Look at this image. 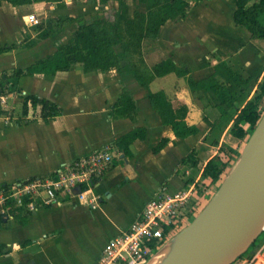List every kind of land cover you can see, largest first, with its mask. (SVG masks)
<instances>
[{"label":"crops","instance_id":"0c3cea01","mask_svg":"<svg viewBox=\"0 0 264 264\" xmlns=\"http://www.w3.org/2000/svg\"><path fill=\"white\" fill-rule=\"evenodd\" d=\"M256 1L247 0L248 4ZM137 8L144 9L138 0L107 5L65 0L63 7L45 2L0 3V47L14 46L0 53V89L8 95L7 109L0 114V190L56 178L60 169L100 148L110 147L115 155L112 167L87 194L62 198L34 211L21 206L18 217L8 214L2 218L0 264H96L105 244L128 228L161 188L172 194L194 185L204 206L217 189L202 177L207 162L223 158L221 148L232 152L230 166L240 154L250 133L237 139L230 130L264 75V46L234 22L233 0L197 1L183 18L168 21L156 37L141 44L147 67L170 60L199 81L225 63L245 82H232L236 99L225 114L212 91H191L186 79L173 72L149 83V92L162 91L170 101L187 106L185 121L198 128L195 136L176 138L170 126L160 123L134 77L120 74L116 68L85 73L80 64H74L53 75L14 76L15 70L51 55L58 44L72 38L74 22L60 28L55 18H90L102 11L109 17L118 13L121 19H128ZM30 15L37 23L28 22ZM41 30H47L49 36L39 39ZM29 42L33 44L29 46ZM227 77L218 72L220 82ZM125 92L136 102L134 121L111 117L113 105ZM30 96L53 102L60 114L44 120L41 108L27 105L24 111L25 98ZM263 104L264 100L260 109ZM241 125L248 131L247 124ZM137 127L146 130V138L133 141L130 155H124L114 141ZM161 140H166L165 146L154 153L153 147ZM89 197L96 200L95 209L88 205Z\"/></svg>","mask_w":264,"mask_h":264},{"label":"trees","instance_id":"16d2710c","mask_svg":"<svg viewBox=\"0 0 264 264\" xmlns=\"http://www.w3.org/2000/svg\"><path fill=\"white\" fill-rule=\"evenodd\" d=\"M2 1L12 6L45 2L57 4L58 7H63L65 2V0H0V3ZM87 1L107 5L109 2L117 0ZM197 1L200 0H138L140 4L144 5V10L134 11L132 17L128 19H121L118 13L113 17L97 14L90 20L83 18L74 20L69 17L55 18L54 21L60 28L74 22L76 28L72 38L58 44L56 51L51 55L37 60L24 70L17 69L13 74L17 77L33 74L53 75L57 72L67 71L74 64H80L85 73L98 70L109 71L116 68L120 74H130L134 77L136 83L145 90L149 105L160 119V123L170 126L176 138L185 139L195 136L199 132L198 128L189 126L185 121L187 106L179 101H170L162 91L149 92V83L155 77H162L173 72L186 79L191 91H212L221 102V113L225 114L236 99L231 90L232 82H245L237 74H234L225 63L219 64L217 72L199 81L191 76L187 68L176 65L170 60L153 67H147L142 58L141 44L146 38L156 37L159 29L168 21L183 18L190 5ZM233 2L236 6L233 15L234 22L245 28L253 39L261 41L264 46V0H258L252 4H248L247 0H233ZM48 36L47 30H41L38 34L39 39H45ZM27 44L30 46L33 42ZM13 48V45L0 47V53ZM220 70L228 76L227 81L220 82L217 79ZM263 100L264 75L258 83L257 90L237 113L234 125L230 130L233 137L243 139L247 133L251 134L264 112V109H260ZM27 105L33 108L40 105V117L44 120H49L60 114L56 104L46 99L30 96L25 98L24 111H26ZM136 113L135 100L125 92L113 105L111 117L114 119L129 118L134 121ZM242 123L248 125V131L242 127ZM145 138L146 130L137 127L117 138L113 145L124 155H130L129 146L131 143L136 139L144 140ZM165 144L166 140H161L153 147L152 151L159 152ZM221 150L224 153L223 158L215 157L208 161L202 173V177L216 187H219L228 174L231 161L234 159L229 149L221 148ZM190 158L189 156L188 159ZM5 205L8 208V214L12 217H18L22 212L21 206L13 202H7ZM1 219L0 216V221ZM242 257L235 264L239 263Z\"/></svg>","mask_w":264,"mask_h":264},{"label":"built area","instance_id":"2783aa9c","mask_svg":"<svg viewBox=\"0 0 264 264\" xmlns=\"http://www.w3.org/2000/svg\"><path fill=\"white\" fill-rule=\"evenodd\" d=\"M28 22L37 23L36 17L30 15ZM7 105L8 95L0 89V114ZM40 108L36 105V109ZM114 157L110 147L100 148L60 169L56 178L32 180L0 190V216H8L7 202L34 211L52 206L62 198L87 194L112 167ZM195 191L194 185L172 194L161 188L128 228L105 244L96 264H148L152 256L203 208ZM86 201L92 209L97 207L94 198ZM242 264H264V242Z\"/></svg>","mask_w":264,"mask_h":264},{"label":"water","instance_id":"95a60500","mask_svg":"<svg viewBox=\"0 0 264 264\" xmlns=\"http://www.w3.org/2000/svg\"><path fill=\"white\" fill-rule=\"evenodd\" d=\"M263 233L264 112L211 198L168 241L177 242L162 264H234Z\"/></svg>","mask_w":264,"mask_h":264},{"label":"bare ground","instance_id":"6f19581e","mask_svg":"<svg viewBox=\"0 0 264 264\" xmlns=\"http://www.w3.org/2000/svg\"><path fill=\"white\" fill-rule=\"evenodd\" d=\"M177 241H170L161 250H159L148 264H162L163 261L174 250Z\"/></svg>","mask_w":264,"mask_h":264},{"label":"rangeland","instance_id":"374dc122","mask_svg":"<svg viewBox=\"0 0 264 264\" xmlns=\"http://www.w3.org/2000/svg\"><path fill=\"white\" fill-rule=\"evenodd\" d=\"M130 2V1H129ZM134 2V4H136V2L135 1H133ZM110 5H113V4H110ZM58 6V5H57ZM64 6V5H63ZM138 7V6H137ZM111 9V8H110ZM113 11H114V9H112ZM144 10V9H143ZM143 10H140L139 8H137V11H143ZM103 12L101 11V12H99L98 11V13H95V14H93L90 18H83V19H85V20H90L94 15H97V14H102ZM52 22H54V21H52ZM264 105V104H263ZM245 145V144H244ZM244 147V146H243ZM243 149V148H242ZM241 152V151H240ZM235 164V162L234 163H232V165H231V167H230V170H231V168L233 167V165ZM229 170V171H230ZM218 188V187H217ZM214 191H216V188H215V190ZM214 191L212 192V194H211V196L213 195V193H214ZM208 202V201H207ZM204 207V206H203ZM194 217L195 216H193L192 218H191V220L190 221H192L193 219H194ZM264 242V233L263 234H261L260 236H259V238L256 240V242H255V247H253V246H251V248L249 249V251L243 256V258L241 259V261H240V263L239 264H242L246 259H247V257L252 253V252H254L256 249H258L259 247H260V244H262ZM169 243V242H168Z\"/></svg>","mask_w":264,"mask_h":264}]
</instances>
